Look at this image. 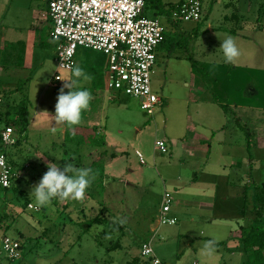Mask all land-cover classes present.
<instances>
[{"label":"rangeland","instance_id":"1","mask_svg":"<svg viewBox=\"0 0 264 264\" xmlns=\"http://www.w3.org/2000/svg\"><path fill=\"white\" fill-rule=\"evenodd\" d=\"M40 1L43 0H0V42L4 39L8 43V36L17 38L30 35V39L31 36L35 37L37 33L32 32L33 27L36 26L34 19L39 20V17H36L35 6ZM183 1L185 0H147L145 17L158 18L162 24L166 25L173 19L177 6ZM225 1L205 0L204 2L203 12L206 15L212 13L211 21L216 28L222 25L229 27L223 22V16L229 12L224 7ZM43 5V9H46L45 2ZM245 8L248 22L254 23L259 17L258 10L261 9L259 14L263 17L262 21L264 20V0H250ZM5 14L6 19H4ZM9 22L13 28L8 30ZM241 34L246 36V40L235 39L241 51V56L236 63L246 62L252 68L254 104H260L262 100L264 102V31L258 30L255 26H249ZM220 35H223L220 40L221 46V42L230 36ZM46 39L47 31H45L44 40ZM53 49L48 48L47 54L44 52V59L41 58L40 52V58H37L39 62L30 70L19 71L15 67L11 69L13 77L23 78V83L20 79L17 81L20 88L17 93L0 88V130L6 128L8 121L13 119L12 115L8 117L7 111L8 105H13L14 101L18 104L26 101L32 115L40 107L39 118L52 121V127L55 128L53 131V128L30 127L22 135L16 133L15 137L19 139L24 152L20 161L30 162L22 183L19 184L20 181L16 185L20 192L24 191L27 195L21 198L15 194L8 204L0 205V210L7 211V215L11 216L1 227L0 233L19 242L22 240L25 245L22 257L18 260H11L5 253H0V264H128L132 257L138 255V251L145 243H151L155 255L167 264H209L200 253L203 242L210 240L208 235L201 234L196 227L182 230L181 221L174 225L159 223L165 190L160 176L165 177L166 173L159 160H155L157 155H162L159 154L160 151H155V143L158 140H166L164 116L172 118L176 113L174 106L172 109L158 106L153 112L143 110V102L138 97L111 90L108 87L104 77L107 56L78 48L77 66L91 77L90 81L84 82V87L92 93L90 108L83 113L82 122L71 129L64 124L55 123L50 117L55 113L57 96L65 83L61 80L69 79L71 71L58 67ZM2 50L0 47V52ZM0 58L1 62L3 60L1 53ZM93 65L95 71L91 69ZM156 68L153 69L154 73ZM240 76L237 74V77ZM204 78L205 84L210 86L209 75H204ZM151 79L153 86H164V75L161 72L153 74ZM95 82L98 88L93 86ZM161 90L159 88L160 92ZM67 91L65 89V92ZM160 92L157 93L163 97L166 96L164 92ZM13 148L15 147L10 148L9 152ZM137 151L142 153L145 165L140 163ZM163 155L166 159H170L169 154ZM256 156H259L261 160L257 163V177L259 176V181L262 183L264 182V148L258 150ZM67 162L73 163L78 169L91 168L93 164L95 167L93 169L98 170L86 190L85 197L79 201L54 199L50 205L38 210L26 207V201L34 205L30 192L46 173L47 165L56 163L63 167ZM104 164L105 167L114 170L119 180L113 182L114 188L122 193L126 190L127 199L124 202L118 200L113 204L103 202L102 182L97 176H100L99 169ZM131 169L135 170L134 174L130 173ZM149 170L152 171L151 175ZM134 182L139 189L137 193H133L129 185ZM4 197L3 195L0 198L1 202ZM116 197L118 198V194ZM255 197V189L252 188L249 190L245 204L246 216L241 217L238 224L246 227L253 224ZM120 198L122 199V196ZM235 203L233 200L230 204L234 206ZM104 207L108 208L109 214L117 221L124 220L126 217L125 233L133 245L132 249L128 250L124 247L126 243L118 229L104 226L90 228L91 221L101 213ZM17 212L23 213L20 215ZM14 217H18L19 221L9 232L4 233L5 226L10 224ZM230 221V224L236 223V220ZM229 227L231 228L230 225L224 224L219 234L213 237L217 253L210 264H244L246 262V256L243 257L227 247L232 241L228 239ZM104 231H106L105 238L97 242L94 233ZM19 232L24 234V239H20ZM119 242L122 248L110 252L109 248H112L114 244L119 247Z\"/></svg>","mask_w":264,"mask_h":264},{"label":"crops","instance_id":"2","mask_svg":"<svg viewBox=\"0 0 264 264\" xmlns=\"http://www.w3.org/2000/svg\"><path fill=\"white\" fill-rule=\"evenodd\" d=\"M248 1L250 0L224 2V7L229 12L223 16V22L229 27L222 25L216 28L211 21V12L207 15L203 12L199 22H184L173 18L168 24H163L166 38L157 48L155 66L157 68L153 74L161 72L164 75V86H153L151 79L152 90L160 99L154 109L158 106L172 109L174 106L176 111L172 118L164 116L166 140L161 141L166 142L168 146L166 154L170 155V159H166L163 153L155 157V160L161 163V167L165 168V177L160 176L164 183V194L169 192L173 198L169 216L175 218L177 222L181 221L182 230L196 227L201 234L208 235L210 240H214L213 237L219 234L224 224L230 225L228 239L232 241L227 247L243 257L246 256L244 264H247V255L242 244V229L246 226L238 224V220L246 216L245 204L249 190L264 184L260 183L259 176L257 177V163L261 160L256 156L258 150L264 148V102L262 100L260 104H254L252 68L246 62L226 64L219 48L220 40L223 38L220 34L229 35L237 40H246V36L241 34L245 28L255 26L258 30L264 31V20L261 19L263 17H258L254 23L247 21V14L244 11ZM44 2L40 1L35 6L36 17H39V20L34 19L36 26L32 32L37 33L34 38L31 36L30 39V35L17 38L8 36V43L4 39L0 42V47L4 50L3 54V50L0 52L3 59L0 65L4 68L0 67V88L17 93L20 90L17 84L20 78L13 77L11 69L15 67L19 71L30 70L39 62L37 58H40V52L43 59L48 48L53 49L54 46L55 52V45L50 37L52 21L46 2L47 8L43 9ZM6 17L5 14L4 19ZM10 28L13 27L9 22L8 30ZM107 61L109 62L108 57ZM108 62L104 68L107 82ZM91 69L96 70L94 65ZM207 74L210 86L205 84L204 75ZM237 74L241 76L237 77ZM22 79L20 80L23 83ZM97 85L96 82L93 83L96 88ZM159 88L162 89L161 92ZM157 92H164L166 99ZM14 104L18 103L14 101ZM221 105L227 106L228 111L226 112ZM29 113L28 128H53L52 121L39 118L40 107L34 115L30 109ZM155 151L158 152L156 147ZM23 153L20 143L9 152V156L16 163L15 169L24 176L30 162L20 161ZM138 153L140 152H136L139 157ZM141 164L145 165V160ZM93 168L95 167L92 164L90 169L95 176L98 170L95 171ZM99 170L101 172L97 178L102 182L103 202L107 204L109 202L113 204L117 200L124 202L127 199L126 190L122 193L114 188L113 182L119 181L114 170L105 167V164ZM130 173L134 174L135 170L131 169ZM151 174L152 171L149 170V175ZM254 175L258 181L253 179ZM23 179L24 177L20 179L19 184ZM129 185L133 193L138 192L135 182ZM233 200L236 202L234 206L230 204ZM102 210L110 213L106 207ZM125 218L118 221L126 228ZM231 219L233 222L236 220V223L230 224ZM207 225L209 227H206ZM125 232L124 247L129 250L133 245ZM140 253L141 249L138 255H141Z\"/></svg>","mask_w":264,"mask_h":264},{"label":"built area","instance_id":"3","mask_svg":"<svg viewBox=\"0 0 264 264\" xmlns=\"http://www.w3.org/2000/svg\"><path fill=\"white\" fill-rule=\"evenodd\" d=\"M48 4L52 21L50 37L55 45V59L62 70L71 71L77 65L78 48L102 53L108 57V87L142 100V109L153 111L159 97L153 92L151 77L156 66L158 46L165 40V28L158 18L145 17L147 0H43ZM204 0H185L174 12L175 20L199 22ZM13 127L0 131V185L11 188L23 177L8 161L9 149L17 143ZM155 147L168 153L165 141ZM139 154L141 163L143 156ZM173 198L163 196L160 225H174L169 216ZM31 210H38L32 204ZM0 253L11 260L21 259V243L0 233ZM141 255L152 264H167L156 257L151 243L143 244Z\"/></svg>","mask_w":264,"mask_h":264},{"label":"clouds","instance_id":"4","mask_svg":"<svg viewBox=\"0 0 264 264\" xmlns=\"http://www.w3.org/2000/svg\"><path fill=\"white\" fill-rule=\"evenodd\" d=\"M219 49L226 64L235 63L241 56L236 40L232 37L224 39ZM90 79L91 77L81 67L75 66L71 68L70 78L61 80L65 83L57 96L55 113L50 117L55 123L64 124L70 129L81 123L82 115L89 110L92 101L91 91L84 87V82ZM65 89L68 91L65 92ZM94 178L93 170L90 168L78 169L71 162L65 163L63 167L49 163L46 173L32 188L30 196L33 197L34 206L37 208L47 207L54 199L79 201L85 197L86 190ZM200 253L210 264L217 253L215 241L203 242Z\"/></svg>","mask_w":264,"mask_h":264},{"label":"trees","instance_id":"5","mask_svg":"<svg viewBox=\"0 0 264 264\" xmlns=\"http://www.w3.org/2000/svg\"><path fill=\"white\" fill-rule=\"evenodd\" d=\"M261 11L262 9L259 10L260 14ZM260 14L259 17L261 16ZM221 106L226 112L228 111L229 108L227 106L225 105H221ZM7 113H8V117L12 115L13 119L8 121L6 128L13 127L18 135H22L27 130L30 124V113L27 102L22 101L19 104L16 105L14 104L11 107L9 106ZM19 144L20 141L18 139L14 147L18 146ZM8 161L14 168H16V163H14L10 159L9 152H8ZM20 181L21 180L15 181L11 188H3L0 185V198L3 195L5 196L4 200L2 202L0 201V205L8 204L9 200L13 198L15 194H18L21 198L26 196L24 191L20 192V190L17 189L16 184L19 183ZM254 189L257 190L255 197L256 205L254 207L255 218L253 224L242 229V244L245 250V254L247 255V264H264V184ZM26 203L27 204L25 205L26 207H28L29 202L26 201ZM67 208H69V206ZM17 213H20L21 215V213L23 212H17ZM10 218L11 216L9 217V214L7 215V211L3 212L2 210H0V229L1 227L4 226L5 221L7 219L9 220ZM18 221H19L18 217L12 218L11 223L5 226L4 233L9 232L13 227V225ZM93 226L116 228L118 229V231H120L123 234L122 237L124 236L125 226L122 224V222L114 219V217L112 218V215L106 213L105 210H101V213H99L95 218H93L90 224V228H92ZM19 233H20V239H24L25 237L24 234H22L21 232ZM105 235H106V231L100 233H94V238L98 242V240L105 238ZM20 242L22 243L21 246L22 249H24V245H25L24 242L22 240H20ZM119 244H120L119 247L118 245L114 244L112 248H109L110 252L115 251L116 249H121L122 245L120 242ZM128 264H152V261L151 259H146L142 257V255H136L129 260Z\"/></svg>","mask_w":264,"mask_h":264}]
</instances>
